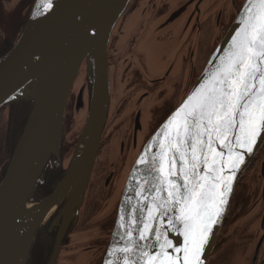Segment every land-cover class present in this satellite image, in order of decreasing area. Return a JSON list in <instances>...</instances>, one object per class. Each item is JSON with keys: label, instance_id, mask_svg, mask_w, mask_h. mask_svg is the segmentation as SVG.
Wrapping results in <instances>:
<instances>
[{"label": "water", "instance_id": "95a60500", "mask_svg": "<svg viewBox=\"0 0 264 264\" xmlns=\"http://www.w3.org/2000/svg\"><path fill=\"white\" fill-rule=\"evenodd\" d=\"M194 1L205 3L209 0H172L170 12L157 27L172 29L182 14L192 11ZM130 2L52 0V8L44 11L42 0H26L29 20L13 48L0 58V107L11 101L32 102L31 112L0 183V264H26L39 225L62 204L55 219L59 225L66 226L77 216L84 202L110 104L113 79L107 63L108 46ZM246 4L247 0H244L194 84L146 139L137 120L119 183L121 196L116 219L101 264H123L125 255L129 264H141V249L150 254L158 251L157 228L167 231L174 244L183 242V237L171 231L167 223L168 216L174 217L175 211L165 216L157 211L155 219L149 221V209L154 207L152 198L157 195L151 158L159 152L168 120L205 83L229 50L242 27ZM88 85L91 86L89 95ZM72 89L75 91L73 117L81 127L79 135L64 176L53 184L50 194L34 201L35 189L43 181L48 165L62 161L64 116ZM263 139L264 134H261L252 153H245L244 163L234 173L226 210L212 228L201 264H207L217 246V236L237 176ZM141 157L147 163H139ZM159 195L166 198L167 192L162 191ZM145 223L151 224L152 232L147 239L141 240L140 232ZM126 246L133 249L132 253L119 251Z\"/></svg>", "mask_w": 264, "mask_h": 264}, {"label": "flooded vegetation", "instance_id": "af4514ba", "mask_svg": "<svg viewBox=\"0 0 264 264\" xmlns=\"http://www.w3.org/2000/svg\"><path fill=\"white\" fill-rule=\"evenodd\" d=\"M244 0L194 1L171 28H158L172 0H131L108 46L113 84L102 140L85 199L66 226L58 209L37 228L26 264H101L120 201V179L136 122L146 139L194 84L206 60L223 38ZM26 0H0V58L14 46L29 15ZM157 27V28H156ZM91 86L88 85V95ZM75 91L65 111L73 117ZM32 102L0 107V183L23 132ZM70 120V119H69ZM61 163L49 164L35 189L38 200L53 191L67 168L71 146ZM207 264H264V139L237 176L229 207Z\"/></svg>", "mask_w": 264, "mask_h": 264}, {"label": "snow or ice", "instance_id": "6c2138e0", "mask_svg": "<svg viewBox=\"0 0 264 264\" xmlns=\"http://www.w3.org/2000/svg\"><path fill=\"white\" fill-rule=\"evenodd\" d=\"M42 3L44 11L52 8V0ZM244 12L229 50L168 120L159 152L151 158L157 195L149 221L157 211L161 216L175 211L167 223L183 242L174 244L167 231L157 228L158 251L141 249V264H201L212 228L226 210L234 173L264 134V0H247ZM139 163L147 161L141 157ZM151 232L145 223L140 239ZM123 264H129L127 255Z\"/></svg>", "mask_w": 264, "mask_h": 264}, {"label": "rangeland", "instance_id": "374dc122", "mask_svg": "<svg viewBox=\"0 0 264 264\" xmlns=\"http://www.w3.org/2000/svg\"><path fill=\"white\" fill-rule=\"evenodd\" d=\"M66 120H67L66 121L67 123L66 132L67 133H65V123H64V133L66 134V138H64L63 149H66V147L69 148L71 146V150L73 151L81 127L75 117H67ZM70 156L71 155H69L67 158V163L69 162Z\"/></svg>", "mask_w": 264, "mask_h": 264}]
</instances>
